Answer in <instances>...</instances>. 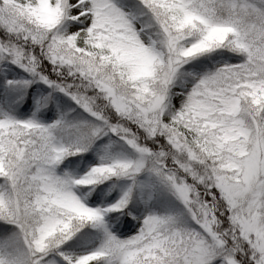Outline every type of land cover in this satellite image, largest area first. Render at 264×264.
<instances>
[{
  "label": "snow or ice",
  "instance_id": "6c2138e0",
  "mask_svg": "<svg viewBox=\"0 0 264 264\" xmlns=\"http://www.w3.org/2000/svg\"><path fill=\"white\" fill-rule=\"evenodd\" d=\"M0 264H264V0H0Z\"/></svg>",
  "mask_w": 264,
  "mask_h": 264
}]
</instances>
